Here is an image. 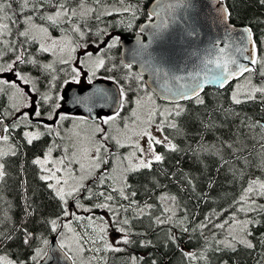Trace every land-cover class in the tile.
Instances as JSON below:
<instances>
[{
	"label": "snow or ice",
	"instance_id": "snow-or-ice-1",
	"mask_svg": "<svg viewBox=\"0 0 264 264\" xmlns=\"http://www.w3.org/2000/svg\"><path fill=\"white\" fill-rule=\"evenodd\" d=\"M217 9L223 37L198 70L175 75L142 55L148 45L132 60L111 55L140 0H0V190L13 179L10 158L48 138L30 161L39 183L18 169L23 218L0 228V264H43L57 250L70 264H160L150 249L178 252L181 264H239L241 253L264 264V32L237 31L222 0ZM164 28L153 36L168 39ZM225 184L238 194L201 216ZM41 197L55 216L41 214Z\"/></svg>",
	"mask_w": 264,
	"mask_h": 264
},
{
	"label": "water",
	"instance_id": "water-1",
	"mask_svg": "<svg viewBox=\"0 0 264 264\" xmlns=\"http://www.w3.org/2000/svg\"><path fill=\"white\" fill-rule=\"evenodd\" d=\"M153 9H156L160 15L144 21L136 35H125L127 40L124 47L120 48L121 58L126 61L132 60L133 53L139 48V44H144L148 45V48L142 55L147 58L148 54H151L157 63H162L175 75H187L190 71L198 70L202 66L201 61L208 55L207 50L216 40L223 37V24L216 19L217 0H153L149 13ZM162 23L167 24V28L162 29V34L169 37L165 40H161L159 36H153L155 26ZM233 24L237 27V31L240 30V26H243ZM141 28H144L143 33H140ZM193 53L198 55L194 56ZM134 66L137 71L141 70L140 63H134ZM145 79H151L150 73L145 72ZM96 83L101 87L114 88V85L106 80H97ZM89 87L85 86L84 90L88 91ZM108 112L109 110L105 109L103 113ZM77 113L87 115L83 109ZM50 240L54 241L53 248H56L55 236H52ZM43 264H70V262H67L57 250L52 259Z\"/></svg>",
	"mask_w": 264,
	"mask_h": 264
},
{
	"label": "trees",
	"instance_id": "trees-1",
	"mask_svg": "<svg viewBox=\"0 0 264 264\" xmlns=\"http://www.w3.org/2000/svg\"><path fill=\"white\" fill-rule=\"evenodd\" d=\"M153 0H140L141 12L137 14L136 20L133 22L134 26L132 30L123 29V34L127 36H134L138 33L140 25L146 21L148 18L149 7ZM226 3L229 10L232 12V22L237 25H248L252 24L254 27V31L258 34L260 32H264V24H257L254 18L259 17L260 19H264V7H261L256 0H222ZM132 3H135L136 0H131ZM111 55L116 59L120 60L121 58V49L113 50ZM134 71H137L135 67H133ZM101 76H104L105 73L101 70ZM233 85L227 87L224 91L223 99L227 101V93L228 89H231ZM207 91L214 92L215 89H207ZM248 111L250 113H257L258 109L251 105L248 106ZM211 139V137H209ZM48 142V138L45 137L43 142L38 144H34L31 147L25 146L24 152L27 154L26 157H12L10 158V168L9 171L12 174L13 179L8 181V186L3 190H0V196H3L4 203H0V208H4L8 213V219L4 220L2 218V214H0V228H10L13 225L18 226L23 218V197L21 194V189L18 184V180L16 179L18 175V169L21 164L25 169V175L27 176L29 183L32 185H36L39 181L36 179L37 169L35 166L30 164L31 159L41 152V147L46 145ZM185 167H191L190 164H185ZM223 179V178H221ZM42 186V185H41ZM238 194V189L235 186L229 187L225 184L224 187L218 188L213 195L216 199L213 202H209L208 204H203L200 206L198 211L201 216L210 211L212 208H215L217 211L220 210L221 207H228V200L231 199L234 195ZM37 203H42L43 207L41 209V214L45 216H55L58 212L56 204L54 202L47 201L44 197H41L40 200L36 201ZM8 205L11 208H8ZM35 218H33L34 220ZM28 227L30 230L35 231L37 234H44L48 239L54 234L47 233L42 225L38 222L29 223ZM9 249L11 252L16 253L21 251L19 247V241H16L14 244H10ZM194 247V245H193ZM186 250H191L188 245H185ZM25 255H27V250H23ZM153 251L156 258L160 261V264H181V257L178 252L169 251L168 249H160L149 250ZM140 254H145L143 250H139ZM215 264V262H213ZM231 264V262H230ZM239 264H254L253 257L247 256L244 253H241L239 256Z\"/></svg>",
	"mask_w": 264,
	"mask_h": 264
},
{
	"label": "rangeland",
	"instance_id": "rangeland-1",
	"mask_svg": "<svg viewBox=\"0 0 264 264\" xmlns=\"http://www.w3.org/2000/svg\"><path fill=\"white\" fill-rule=\"evenodd\" d=\"M99 76L102 77L100 74H99ZM97 80H104V79H100V78H98ZM234 83H235V82H234ZM234 83H233V84H234ZM233 84H232V85H233ZM82 86L85 87V86H88V85L84 84V85H82ZM76 114H80V113H76ZM104 114H107V113H102L101 115H104ZM65 126L67 127L68 124H66Z\"/></svg>",
	"mask_w": 264,
	"mask_h": 264
}]
</instances>
